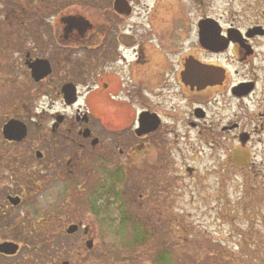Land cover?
<instances>
[{
  "label": "rangeland",
  "instance_id": "1",
  "mask_svg": "<svg viewBox=\"0 0 264 264\" xmlns=\"http://www.w3.org/2000/svg\"><path fill=\"white\" fill-rule=\"evenodd\" d=\"M88 1L45 0L42 6L41 0H14L16 5L7 6L0 0V21L3 14L14 15L13 21H32L34 10H41L44 21L66 11L86 15ZM146 1L158 18L179 13L184 21H195L204 15L239 31L254 24L264 27V0ZM91 8L98 13L99 7ZM250 44L254 64L260 67L261 90L255 99L230 101L224 110L205 106L207 125L217 122L216 113L231 115L238 124L235 138L197 136L192 130L180 137L176 130L162 138L157 154L141 159V166L119 171L108 167L103 182L42 183L30 151L33 164L24 170V179L14 175L6 180L8 174L1 173L0 242L13 241L19 250L12 256L0 255V264H264V118L258 116L264 104L256 103L264 85V37ZM228 57L231 69L244 70L235 52ZM4 61L12 69L7 71L11 85L0 86V127L9 117L29 123L28 141L18 145L29 147L37 139L36 104L49 100L44 96L36 101V90L24 81L18 55ZM245 133L248 139L241 141L239 136ZM1 141L0 134L3 146ZM148 161L155 166L144 167ZM70 190H75L76 211L63 202ZM7 194L22 195L21 204L11 207ZM62 202L68 211L58 215ZM78 222L89 229L88 239L82 229L65 233L68 224ZM87 240H92L91 248L86 247Z\"/></svg>",
  "mask_w": 264,
  "mask_h": 264
},
{
  "label": "flooded vegetation",
  "instance_id": "2",
  "mask_svg": "<svg viewBox=\"0 0 264 264\" xmlns=\"http://www.w3.org/2000/svg\"><path fill=\"white\" fill-rule=\"evenodd\" d=\"M4 3L16 5L14 0ZM85 6L86 15L66 11L53 21H44L41 10L32 11V21H13L14 15L11 19L7 14L1 18L0 86L11 85L7 71L12 66L4 59L18 55L24 81L36 90V101L44 96L49 100L36 104L40 112L35 145L18 146L28 141L29 123L9 117L1 125L0 174H8L6 180L14 175L24 179V170L33 164L28 151L35 154L42 183L62 181L69 186L93 179L103 182L108 167L119 171L141 166V159L157 154L162 138L176 130L180 137L184 132L188 136L190 130L212 138L236 132L237 122L223 112L216 113V123L207 125L205 106L224 110L230 101L255 99L260 67L254 64L255 49L250 41L264 37L261 24L239 31L204 15L195 21H184L179 13L158 18L155 7L146 0H90ZM92 6L99 7L98 13ZM204 22L213 28L220 44L206 47L201 43ZM254 27H261L263 34L247 35ZM230 52L238 55L244 70L228 66ZM64 85L76 89L73 103L65 102ZM256 103L264 104V85ZM258 116L264 118V112L259 111ZM11 119L26 126L21 140L3 136V125ZM239 139L247 140L248 135L241 134ZM153 165L154 161L143 164L146 168ZM66 192L65 207L76 211L75 190ZM17 196L20 202L15 207L23 199ZM63 202L56 210L58 215L68 211ZM76 225L74 233L82 229L88 239L87 226Z\"/></svg>",
  "mask_w": 264,
  "mask_h": 264
},
{
  "label": "water",
  "instance_id": "3",
  "mask_svg": "<svg viewBox=\"0 0 264 264\" xmlns=\"http://www.w3.org/2000/svg\"><path fill=\"white\" fill-rule=\"evenodd\" d=\"M262 13L264 15V11ZM206 21H210V20H206ZM204 23L205 24L202 25L200 28L201 43L206 47H209L213 44H220V40L214 36L213 28L211 26H208L209 24L207 22H204ZM253 34H263L262 28L254 27V28H250L247 30V35L250 36ZM32 71L34 72V74L37 73L35 68H32ZM201 72L205 73L206 68L205 67L202 68ZM62 92L64 95V100L67 104H70L76 101L77 93H76V89L73 86L64 85L62 88ZM2 133L5 139L21 140L26 134V126L23 122L11 119L3 125ZM7 200L11 205L16 206L20 202V197L8 195ZM77 228H78V225L70 224L66 228V233L72 234L77 230ZM85 245L87 248H91L92 241L87 240ZM18 247H19L18 244H16L15 242L3 241V242H0V253L5 254V255H14L17 252Z\"/></svg>",
  "mask_w": 264,
  "mask_h": 264
},
{
  "label": "trees",
  "instance_id": "4",
  "mask_svg": "<svg viewBox=\"0 0 264 264\" xmlns=\"http://www.w3.org/2000/svg\"><path fill=\"white\" fill-rule=\"evenodd\" d=\"M33 228V227H32ZM264 244V243H263ZM27 247H29V245L27 246Z\"/></svg>",
  "mask_w": 264,
  "mask_h": 264
}]
</instances>
